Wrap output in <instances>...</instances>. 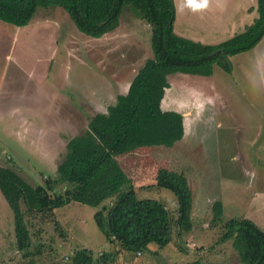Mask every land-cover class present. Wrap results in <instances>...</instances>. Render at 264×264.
<instances>
[{"label":"rangeland","instance_id":"rangeland-1","mask_svg":"<svg viewBox=\"0 0 264 264\" xmlns=\"http://www.w3.org/2000/svg\"><path fill=\"white\" fill-rule=\"evenodd\" d=\"M186 1L174 2L176 19L186 17L180 11ZM246 1H227L220 16L235 27L228 24L223 32L211 33L207 28L216 26L217 18H213L219 14L205 7L191 14L196 23L174 19L173 28L192 38L200 30L204 33L199 28L207 24L210 33L202 35L204 40L220 42L230 31L239 32L248 25L241 19L246 23L241 28L242 22L236 19ZM206 15L213 21L204 20ZM118 26L121 32L110 55H105L106 50L96 48L102 45L100 40L81 32L58 6L39 7L21 26L0 20L1 165L13 168L32 185H46L47 179L56 177L69 137L83 132L97 112L88 88L103 89L101 74L111 77L109 72L118 65L123 77L117 94L124 93L137 64L152 53L150 25L130 4L122 8ZM230 59V72L215 64L210 75L176 72L169 76L171 86L162 105L187 110L188 116L183 120V136L173 146H140L116 157L137 196L162 200L172 218L176 196L168 188L153 185L159 168L184 172L193 200L191 230H179L173 223L172 240L166 246L151 242L143 251L123 249L122 255L115 253L117 264H181L197 257L246 264L238 259L233 237L222 238V234L224 222L231 217H249L264 229V34L254 46ZM67 97L71 101L66 104L62 101ZM115 101L103 104L108 107ZM66 187L53 182L49 192H63ZM111 200L98 208L108 207ZM215 200L223 205L218 222L212 220ZM96 209L72 201L45 213L27 212L31 245L20 250L12 210L0 192V264H72V255L83 247L94 256L106 245L110 251L121 250L97 227Z\"/></svg>","mask_w":264,"mask_h":264},{"label":"trees","instance_id":"trees-1","mask_svg":"<svg viewBox=\"0 0 264 264\" xmlns=\"http://www.w3.org/2000/svg\"><path fill=\"white\" fill-rule=\"evenodd\" d=\"M130 4L151 28V55L130 80L125 93L117 94L107 110L96 112L86 129L69 137L57 163L56 177L46 185H32L13 168L0 164V192L13 213L18 249L31 245L25 215L49 212L72 201L97 209L94 221L106 240L133 252L155 242L163 248L172 240L173 223L179 230H191L192 193L184 172L161 167L155 186L170 189L177 199L172 218L157 198L138 197L136 189L116 157L140 146H173L184 133L181 111L164 108L162 99L170 87L169 76L176 72L210 75L214 65L232 70L230 57L247 50L264 34V0H257V16L245 29L217 42L208 43L177 33L174 28V0H0V20L21 26L27 24L39 7L64 9L77 28L100 37L119 24L124 5ZM149 53V52H148ZM53 182L67 184L63 192L51 194ZM112 199L109 206H98ZM24 206V209H23ZM223 205L212 204L213 221L218 222ZM222 238H232L240 262L264 264V229L249 217H231L224 222ZM118 250H104L94 256L83 247L72 264H117ZM181 264H224L193 258Z\"/></svg>","mask_w":264,"mask_h":264},{"label":"crops","instance_id":"crops-1","mask_svg":"<svg viewBox=\"0 0 264 264\" xmlns=\"http://www.w3.org/2000/svg\"><path fill=\"white\" fill-rule=\"evenodd\" d=\"M175 1L176 0H174V2ZM179 1L180 2L181 1L184 2V0H179ZM227 1L228 0H207V4L206 5H202V0H191V3H189V0H187L186 3H185V5L182 6V7H180V11L181 12L183 11V13L186 15V17L185 18L181 17V20H179V18H177V19L175 18V21L180 22V23H184L183 20H185L187 22H190V24H194V23H196V21H195L196 18L195 17H192L191 14H193L194 10H198V9L201 10L200 7H205L206 10L207 9L215 10L216 13L219 14V15L214 16V18H213V19L217 18V20H215V25L216 26H212L211 27V25H207V24H204V25H207V28L211 29V31H212L211 33L221 32L220 30H222V32H223V30L225 28H227V26L229 24L228 23L229 19L227 20V18H225L224 16H220V15H222V13L225 12L224 10L229 5V4H227ZM245 4H246L245 7H242L241 8L242 13L236 19H239L241 22H242L241 19H246V21H247L246 23L249 24V23H251L254 20V18L258 14L257 13V8H256L257 0H247L245 2ZM253 6H255V10H252ZM187 9H190L191 11L190 10H187ZM189 16H191V17H189ZM202 18L204 20H207V21H210V22L213 21V19L210 16L207 17V15L206 16H202ZM222 19H226V23L225 22H221L222 23V25H221V23L219 21H221ZM245 24H244V22H242L241 28L243 27V25L245 26ZM204 25H201L200 28H199V29H203L202 32H204V33H200L201 32V30H200L198 32L199 33L198 36L197 37H192V38L201 40L203 42H206L204 40V38H203L202 35H204L205 33H210V31ZM229 25L235 27L232 22ZM120 30H121L120 27L117 26L113 30L104 33L100 37H94V38H98L97 40H100L99 42L102 43L101 46H97L96 48H100V49L102 48L101 50H106L105 55H108L109 53H111V51H109V50H111L114 47V45H115L114 44V42H115L114 40L118 38L117 36L121 32ZM235 33H237V30L236 29L233 30V31H230L229 32V37L232 36ZM115 37H117V38H115ZM189 37H191V36H189ZM210 43H217V42H210ZM116 50L117 49H115V51ZM136 60H137V58L134 59V61H136ZM143 61H144V59L141 60V62H139L137 65H139V64L141 65L143 63ZM117 68H118V65L115 67V69H112V71L109 72V74L111 75V77H109L107 75H104L103 73L101 74V77L103 79V84H104V86H101V88H103V89H96V88L90 86L88 88V90H87L90 101L92 100L93 103L97 107V109L95 110L97 112H103V111H106L107 110V105L103 104L105 100H107V102H109V101L114 100L117 97V93L119 92L118 91V84L121 83L122 77H123L122 76V71L120 73H118ZM137 69H136V71H137ZM73 83H74V81H73ZM129 83H130V81L128 82V86H129ZM70 86H72V84H70ZM127 89H126V91H127ZM165 95H166V92H165ZM70 101H71V99L69 100V98L67 97V100L64 99L62 102H64V103L67 104V102H70ZM162 102H163V99H162ZM59 106H58L59 108L62 107V105H60V104H59ZM164 108H172V109H176L177 110V108H175L174 106H168V107H164ZM180 111L183 113L184 119L185 118H188V116H185L186 115L185 113H187V110L185 111L183 109H180ZM188 113H189V111H188ZM93 115H91V116H93ZM104 249L105 250H111L108 247V245H106V247ZM116 249H118V248H116ZM120 249L121 250H118L117 251L118 252L117 253L118 255H120L121 253L122 254L124 253L123 249L122 248H120Z\"/></svg>","mask_w":264,"mask_h":264},{"label":"clouds","instance_id":"clouds-1","mask_svg":"<svg viewBox=\"0 0 264 264\" xmlns=\"http://www.w3.org/2000/svg\"><path fill=\"white\" fill-rule=\"evenodd\" d=\"M189 3H191V0H189ZM207 4V0H202V5H206Z\"/></svg>","mask_w":264,"mask_h":264},{"label":"built area","instance_id":"built-area-1","mask_svg":"<svg viewBox=\"0 0 264 264\" xmlns=\"http://www.w3.org/2000/svg\"><path fill=\"white\" fill-rule=\"evenodd\" d=\"M139 253V252H138ZM98 264H101V263H98Z\"/></svg>","mask_w":264,"mask_h":264}]
</instances>
